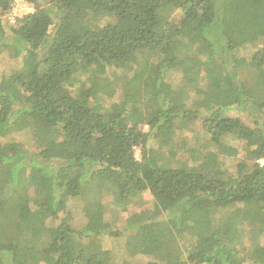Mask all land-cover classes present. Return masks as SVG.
Here are the masks:
<instances>
[{"label": "trees", "instance_id": "16d2710c", "mask_svg": "<svg viewBox=\"0 0 264 264\" xmlns=\"http://www.w3.org/2000/svg\"><path fill=\"white\" fill-rule=\"evenodd\" d=\"M24 1L11 24L0 0V61L24 62L0 71V264H116L102 236L138 264H264V0Z\"/></svg>", "mask_w": 264, "mask_h": 264}, {"label": "rangeland", "instance_id": "374dc122", "mask_svg": "<svg viewBox=\"0 0 264 264\" xmlns=\"http://www.w3.org/2000/svg\"><path fill=\"white\" fill-rule=\"evenodd\" d=\"M32 5V4H31ZM30 5V6H31ZM33 11L32 6L30 9L26 11V8L22 7L21 2L15 3V6L11 13L8 15L7 20L11 23L14 24L16 21V18H22L26 16L27 14L31 13ZM180 16L179 14H176V20H179ZM256 50V47L254 46H249L245 49L240 50L237 55L239 56V60L242 62V68L239 70L240 76H242L243 79H248L251 80L253 73H257V68L256 64L252 62V56L254 55ZM24 66V62L22 61V58L20 59H14L6 55V57L2 58L0 61V71L4 70L5 67L9 70L15 69L16 67L22 68ZM121 74V72H120ZM260 76H264L261 74ZM170 81L173 82L174 84H177L180 81V75L177 73H172L170 75ZM260 83L264 84V79L260 81ZM123 87L119 86L118 91L116 95L112 98L113 100L108 99V104L110 102H115V101H120L122 97V91ZM231 117L235 118H240L242 121H244L247 124H251V120L242 112H239L237 110H234L230 113ZM199 123H196L193 127H191L190 131L185 133V136L189 140V145L193 146L196 141V137L201 135L200 133L202 132L199 125ZM147 130V128L145 129ZM14 138L16 141H20L23 143H29V139L27 136V132H22V133H17L14 135ZM243 146L241 145L240 148ZM243 153V152H242ZM247 153V152H246ZM135 158L137 160H141L142 155H141V150L139 148L135 149L134 151ZM243 155V154H242ZM183 159H185V156H182ZM188 158V156H187ZM237 161L236 160H227L226 164L233 170V167L236 165ZM103 203L105 204L106 207V221L109 222L112 226H121L125 223V221L131 217L133 214L143 212L145 210L151 211L153 210V199L150 194L145 193L144 195L141 196L140 199L136 200L132 205L127 206V207H122L119 206L115 203L112 204V199L110 197L105 196ZM82 209V202L78 200H73L71 199L69 202V210L72 211L75 222L74 224L81 228L85 224V220L83 217L78 216V212ZM76 210V212H75ZM225 213H228L226 211ZM245 233L249 236L250 230L249 227H245ZM100 242L102 244V247L106 251H111L116 259V264H125L126 261L129 262L130 264H138L139 262L146 261L147 258L149 257H141L140 259H131L129 257L125 250L123 249V245L125 243V239H118L114 240L109 236H102L100 237ZM250 244H248L249 246ZM250 248V246L248 247Z\"/></svg>", "mask_w": 264, "mask_h": 264}, {"label": "built area", "instance_id": "2783aa9c", "mask_svg": "<svg viewBox=\"0 0 264 264\" xmlns=\"http://www.w3.org/2000/svg\"><path fill=\"white\" fill-rule=\"evenodd\" d=\"M17 2H21V3H22V7L26 8V11H27L28 9H30L31 6H32V9H33V11H34V7H33V5H31V4L27 3V2H25L24 0H16L15 3H17ZM30 5H31V6H30ZM33 11H32L31 13H33ZM31 13H29V14H31ZM27 15H28V14H27Z\"/></svg>", "mask_w": 264, "mask_h": 264}]
</instances>
